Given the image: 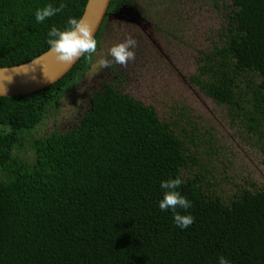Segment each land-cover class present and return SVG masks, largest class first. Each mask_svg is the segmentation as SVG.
I'll return each instance as SVG.
<instances>
[{
    "label": "trees",
    "instance_id": "16d2710c",
    "mask_svg": "<svg viewBox=\"0 0 264 264\" xmlns=\"http://www.w3.org/2000/svg\"><path fill=\"white\" fill-rule=\"evenodd\" d=\"M87 1L0 0V67L48 51L50 28L81 18ZM211 2L227 23L191 80L264 161V0ZM48 4L64 8L37 23ZM91 61L44 89L0 96V264H264V185L236 182L235 155L187 105L164 116L103 83L74 126L42 130ZM177 174L195 218L186 229L158 207L160 182Z\"/></svg>",
    "mask_w": 264,
    "mask_h": 264
},
{
    "label": "rangeland",
    "instance_id": "374dc122",
    "mask_svg": "<svg viewBox=\"0 0 264 264\" xmlns=\"http://www.w3.org/2000/svg\"><path fill=\"white\" fill-rule=\"evenodd\" d=\"M211 4V0H197V7H200L198 19L202 20L203 28L212 27V30L215 31L222 23V14L214 9ZM111 30L113 28H109V31ZM214 39L215 35H213L211 41L213 42ZM200 42L201 40H199ZM207 44L209 43L207 42ZM199 52L198 54L185 52L178 55L175 66L168 64L166 61L159 63L151 61L146 64L148 67H146L145 72L142 66L138 70H136L137 66H132L129 73L132 77H125L124 86L126 87L123 90L126 93L130 92L140 98L148 99L149 103L160 102L157 111L164 116L170 114V109L174 103H177L178 106L187 105L191 113L200 118V122L207 130L214 131L219 139V144L223 145L226 151L235 155L234 174H238L236 182L242 181L243 177L249 175L254 181L264 185V161L261 153L253 150V147L243 139L237 129L230 126L225 118V109L217 106L191 83L190 78L197 72L200 61L201 55ZM101 57L103 56H98V59ZM156 58H158L157 55L154 59ZM98 59L94 61L92 70L85 74L78 87L71 91L73 92L72 97L68 93L63 98L59 113L48 119L41 127L42 130L50 128L65 130L74 126V121L78 118L74 117L77 112L73 109V103L85 104L83 99L86 101L94 88H101L103 80L101 71L99 67H94L98 64ZM108 74L110 73L103 70V76L108 78ZM229 186H226L225 189Z\"/></svg>",
    "mask_w": 264,
    "mask_h": 264
},
{
    "label": "flooded vegetation",
    "instance_id": "af4514ba",
    "mask_svg": "<svg viewBox=\"0 0 264 264\" xmlns=\"http://www.w3.org/2000/svg\"><path fill=\"white\" fill-rule=\"evenodd\" d=\"M211 6L221 12V25H225L227 18L224 15V9L217 8L213 4ZM199 9L197 0H111L98 31L100 35L97 41V52L92 55L90 68L85 74L92 70L98 56H106L107 50L112 44L122 42L129 35L137 40V47L134 49L135 60L129 61L126 66L113 64L109 68L100 69L103 79L101 87L103 83L115 82L116 86L119 85L118 88H125V77H132L129 74L132 66H137L136 70L142 66L145 72L148 67L146 64L151 61L156 63L166 61L175 66L177 56L185 52L198 54L200 51V57H202V54L208 52V49L213 46L211 39H213V35L218 34L221 25L215 31L212 30V27L203 28L202 20L198 19ZM109 28H113V30L109 31ZM199 40H201L200 43ZM156 55L158 58L154 59ZM109 59L111 58L109 57ZM103 70L110 73L108 78L102 75ZM191 83L196 86L192 80ZM96 90L98 88H94L92 93ZM92 93L86 101L83 99L85 104L73 103L77 118L87 110ZM129 94L147 105L160 104V102L149 103L148 99L140 98L130 92Z\"/></svg>",
    "mask_w": 264,
    "mask_h": 264
},
{
    "label": "clouds",
    "instance_id": "9594fccd",
    "mask_svg": "<svg viewBox=\"0 0 264 264\" xmlns=\"http://www.w3.org/2000/svg\"><path fill=\"white\" fill-rule=\"evenodd\" d=\"M64 8L63 4L53 7L51 4L37 8L34 15L37 23H43L46 19L55 16ZM49 50L54 52L59 61L73 64L77 59L88 54L89 58L97 52L98 42L94 36V29L82 18L69 17L67 27L60 29L51 27L47 33ZM137 40L131 35L126 36L122 42L112 44L106 53L98 59L94 67L105 69L113 64L126 66L129 61L135 60ZM109 57L111 59H109ZM183 184L180 174L175 178L169 176L167 180L160 182L162 198L158 202L161 211H171L175 225L180 229L190 227L194 222V216L188 211L192 207L191 201L179 191ZM183 210V211H181ZM218 264H230V261L221 255Z\"/></svg>",
    "mask_w": 264,
    "mask_h": 264
},
{
    "label": "water",
    "instance_id": "95a60500",
    "mask_svg": "<svg viewBox=\"0 0 264 264\" xmlns=\"http://www.w3.org/2000/svg\"><path fill=\"white\" fill-rule=\"evenodd\" d=\"M110 1H87L81 18L94 29V36L103 23ZM80 58L69 65L48 50L23 64L0 67V96L26 95L44 89L70 71Z\"/></svg>",
    "mask_w": 264,
    "mask_h": 264
}]
</instances>
